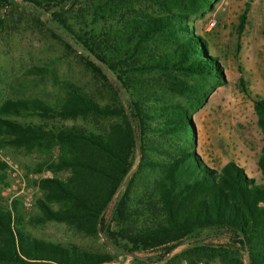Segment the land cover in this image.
I'll return each mask as SVG.
<instances>
[{"label": "trees", "instance_id": "1", "mask_svg": "<svg viewBox=\"0 0 264 264\" xmlns=\"http://www.w3.org/2000/svg\"><path fill=\"white\" fill-rule=\"evenodd\" d=\"M210 1L0 0V9L27 8L29 26L61 47L63 56L51 63L74 55L107 93L98 100L62 80L53 105L38 98L0 103V147L36 153L40 162L29 170L53 173L40 182L36 212L26 220L0 206V264H112L126 254L129 264H264V185L233 161L218 170L207 166L193 148L191 112L225 82L218 58L188 22ZM249 3L237 16L236 37ZM237 83L247 93L242 76ZM252 108L264 136V97L254 96ZM28 117L40 122L17 120ZM256 167L264 179V143ZM142 171L154 175L138 185ZM45 222L86 236L101 231L105 251L37 239L25 230ZM203 229L224 233L226 241H195L166 259ZM152 250L162 254L137 256Z\"/></svg>", "mask_w": 264, "mask_h": 264}, {"label": "rangeland", "instance_id": "2", "mask_svg": "<svg viewBox=\"0 0 264 264\" xmlns=\"http://www.w3.org/2000/svg\"><path fill=\"white\" fill-rule=\"evenodd\" d=\"M245 0H211L209 5L198 13L192 14L188 22L193 31L202 36L208 45L209 53L216 56L222 66L225 82L216 84L209 91L205 102L191 112L194 126V150L207 166L218 170L227 161H233L242 167L246 176L256 183L264 185L256 167V159L264 143L252 108L254 96L264 97V0H250L246 13V22L242 33L236 37L234 28L237 16ZM24 10H27L23 6ZM22 8L0 9L2 24L0 29V103L5 99L38 98L53 105L60 99L59 84L62 80L80 85L98 100L107 98L106 90L83 65L70 55L63 56L61 47L43 31L29 26L27 15ZM11 15L19 17L17 27L12 28ZM17 18V17H16ZM212 22L211 25L209 23ZM238 44V50L235 45ZM46 67L42 74L29 73L36 67ZM240 67V72L238 71ZM245 81L247 93L241 92L237 83L238 76ZM209 85L205 86L208 89ZM189 105L188 102H185ZM20 121L40 122L35 117L17 118ZM0 156L14 160L26 173L48 171L49 177L39 178L34 185V201L28 208L16 203V212L11 206L10 216L17 213L26 220L35 214V200L41 196L39 184L42 180L53 177L48 169L29 170L40 157L36 153H26L12 147H0ZM155 157V155H153ZM3 164L4 182L6 180ZM150 171H142L137 182H145L153 177ZM13 204V203H12ZM0 206L8 210L0 200ZM110 209H107L108 216ZM25 230L37 239L51 241L62 245H75L89 251H105L102 245L103 234L86 236L69 229L63 224L45 222L39 225H27ZM223 243L224 233L214 229L200 230L196 237L184 239L180 244L165 254L166 259L193 242ZM161 250L138 253L137 256L155 259ZM164 261V260H163ZM162 261V262H163ZM161 262V263H162ZM130 256L122 255L112 264H129ZM200 264V263H199ZM210 264H218L216 261Z\"/></svg>", "mask_w": 264, "mask_h": 264}, {"label": "built area", "instance_id": "3", "mask_svg": "<svg viewBox=\"0 0 264 264\" xmlns=\"http://www.w3.org/2000/svg\"><path fill=\"white\" fill-rule=\"evenodd\" d=\"M212 22L209 23L211 25ZM5 164L6 180L0 185V200L4 203L11 213V206L14 201L19 202L24 208H28L34 201V185L32 182L39 178L49 177L48 171L41 174L25 172L12 159L7 156H0Z\"/></svg>", "mask_w": 264, "mask_h": 264}]
</instances>
